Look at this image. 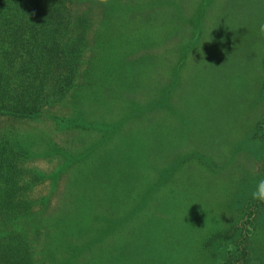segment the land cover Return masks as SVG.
<instances>
[{
  "label": "rangeland",
  "instance_id": "1",
  "mask_svg": "<svg viewBox=\"0 0 264 264\" xmlns=\"http://www.w3.org/2000/svg\"><path fill=\"white\" fill-rule=\"evenodd\" d=\"M77 1L90 28L76 86L34 123L80 159L59 168L39 157L45 137L13 142L50 196L48 264H264V202L249 197L264 179V0ZM79 81L84 128L60 129Z\"/></svg>",
  "mask_w": 264,
  "mask_h": 264
},
{
  "label": "trees",
  "instance_id": "2",
  "mask_svg": "<svg viewBox=\"0 0 264 264\" xmlns=\"http://www.w3.org/2000/svg\"><path fill=\"white\" fill-rule=\"evenodd\" d=\"M77 3V0H0V264H48L45 252L50 240L48 226L39 224L37 214L49 212L50 196L35 193L34 186L43 183V173L22 168L34 154L21 148L16 150L13 142L21 136L32 135V140L45 137L49 154L39 157L45 162L52 160L59 168L80 159L71 160L68 148L73 146L63 147L66 150L58 147L52 136L34 123L43 118L49 120L50 101L64 99L76 86L82 47L88 43L90 28L86 11H76ZM92 60L86 62L89 68ZM77 84L73 111L53 114L60 129L84 128L81 116L84 114L77 102L85 88L83 82ZM262 86L264 90V81ZM253 135L264 146V113ZM63 176L65 169L56 178L62 180L60 188L55 195L51 193L55 196L53 213L57 212V216L68 190ZM20 222H33V228L39 226L29 232L15 226ZM243 253L244 250L241 257Z\"/></svg>",
  "mask_w": 264,
  "mask_h": 264
},
{
  "label": "clouds",
  "instance_id": "3",
  "mask_svg": "<svg viewBox=\"0 0 264 264\" xmlns=\"http://www.w3.org/2000/svg\"><path fill=\"white\" fill-rule=\"evenodd\" d=\"M100 3H106L107 0H99ZM259 32L264 35V24L259 26ZM249 197L253 201L264 202V179L256 181L255 185L249 192Z\"/></svg>",
  "mask_w": 264,
  "mask_h": 264
}]
</instances>
